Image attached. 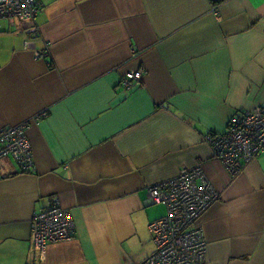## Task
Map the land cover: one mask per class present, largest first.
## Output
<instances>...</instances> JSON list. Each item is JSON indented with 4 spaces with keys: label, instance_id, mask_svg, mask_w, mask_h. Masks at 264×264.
<instances>
[{
    "label": "crops",
    "instance_id": "crops-1",
    "mask_svg": "<svg viewBox=\"0 0 264 264\" xmlns=\"http://www.w3.org/2000/svg\"><path fill=\"white\" fill-rule=\"evenodd\" d=\"M38 3L0 19V128L29 120L33 159H0V264L139 263L165 215L149 187L193 166L219 193L205 264H264V154L232 174L205 138L264 107V0ZM53 201L75 233L35 253L30 219Z\"/></svg>",
    "mask_w": 264,
    "mask_h": 264
},
{
    "label": "built area",
    "instance_id": "built-area-1",
    "mask_svg": "<svg viewBox=\"0 0 264 264\" xmlns=\"http://www.w3.org/2000/svg\"><path fill=\"white\" fill-rule=\"evenodd\" d=\"M39 9L38 0H0V19L32 21ZM141 77L140 69L127 71L120 82L129 88ZM28 126L29 120H25L0 128V159L14 157L22 172L30 171L33 165L31 144L25 133ZM205 138L214 158L236 174L243 162L264 154V107L254 105L236 113L223 132ZM148 196L154 203H164L167 212L149 222L154 250L137 264H205L206 239L199 218L219 193L203 169L183 167L176 176L150 186ZM74 233L72 214L58 201L50 202L30 219V241L35 253H44L49 243L70 239Z\"/></svg>",
    "mask_w": 264,
    "mask_h": 264
},
{
    "label": "trees",
    "instance_id": "trees-1",
    "mask_svg": "<svg viewBox=\"0 0 264 264\" xmlns=\"http://www.w3.org/2000/svg\"><path fill=\"white\" fill-rule=\"evenodd\" d=\"M224 1L225 0H210V3L216 7L218 4H221Z\"/></svg>",
    "mask_w": 264,
    "mask_h": 264
},
{
    "label": "rangeland",
    "instance_id": "rangeland-1",
    "mask_svg": "<svg viewBox=\"0 0 264 264\" xmlns=\"http://www.w3.org/2000/svg\"><path fill=\"white\" fill-rule=\"evenodd\" d=\"M158 204H160V207L164 210V212H165V214H166V212H167V207H166V205H165L164 203H158Z\"/></svg>",
    "mask_w": 264,
    "mask_h": 264
},
{
    "label": "water",
    "instance_id": "water-1",
    "mask_svg": "<svg viewBox=\"0 0 264 264\" xmlns=\"http://www.w3.org/2000/svg\"><path fill=\"white\" fill-rule=\"evenodd\" d=\"M154 203V202H153Z\"/></svg>",
    "mask_w": 264,
    "mask_h": 264
}]
</instances>
